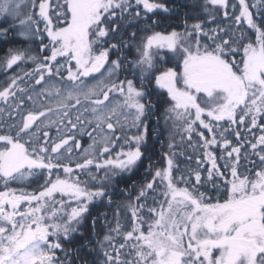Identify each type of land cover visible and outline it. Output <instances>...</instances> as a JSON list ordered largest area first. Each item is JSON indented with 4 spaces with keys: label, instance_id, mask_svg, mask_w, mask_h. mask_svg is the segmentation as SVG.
I'll list each match as a JSON object with an SVG mask.
<instances>
[{
    "label": "snow or ice",
    "instance_id": "snow-or-ice-1",
    "mask_svg": "<svg viewBox=\"0 0 264 264\" xmlns=\"http://www.w3.org/2000/svg\"><path fill=\"white\" fill-rule=\"evenodd\" d=\"M186 8L0 0V36L16 28L47 50L0 58L5 69L35 65L0 87V264H264V0H192L183 31L154 30ZM140 25L151 34L131 61L137 85L120 75ZM25 77L40 88L21 86ZM153 79L162 112L146 90ZM165 132L166 167L147 165L113 222L91 218L89 205L112 206L116 178L138 171ZM180 157L196 167L182 170Z\"/></svg>",
    "mask_w": 264,
    "mask_h": 264
},
{
    "label": "trees",
    "instance_id": "trees-1",
    "mask_svg": "<svg viewBox=\"0 0 264 264\" xmlns=\"http://www.w3.org/2000/svg\"><path fill=\"white\" fill-rule=\"evenodd\" d=\"M173 2H185V0H169V3ZM186 2L189 4V8L182 9L180 10L176 15H173L171 19L165 20L163 23L159 24L154 28L155 31L163 32L165 34L176 30V31H183L184 30V13L189 12L190 14H195L192 12L191 9V4L192 0H186ZM167 15V14H165ZM195 22L193 20H189V23ZM17 27H18V22H17ZM132 31H135L137 33V38L132 42L131 46L124 51V55L127 56L128 61L125 63L124 68L122 69V74L120 75V79H131L134 81V83H137L139 85V79H138V73L139 69L134 68L131 61L135 60L138 58L139 54L136 52V44L140 42V38L144 37L145 35L151 34L150 31L146 29L144 25H140L138 28L135 26H130ZM2 31V30H0ZM41 42L39 40L35 41H29L26 40L20 33L19 31L16 30V28H13L12 30L8 31L6 36H0V58H3L9 49H27L31 51L33 54H39V55H44L47 53V50H45L44 53H41L39 51V44ZM111 55V54H110ZM115 58V57H112ZM59 60H63L64 58H58ZM74 63V62H73ZM165 67H176L175 64H165ZM35 65L31 62L28 61L27 63L21 62L20 65H14L12 69H5L3 67H0V87H3L4 84L11 79L13 75H18L22 74L23 71L27 70L31 72ZM107 67V66H106ZM99 75V74H96ZM89 80L92 79L88 78ZM21 86L27 87L29 91L33 87L39 89V85H34L33 81L30 80L28 77H25L24 80L20 81ZM145 86L146 90L153 91L154 95L151 96V99L153 101L158 102V107L161 110V112L164 110L166 107L164 101L167 99L166 92L162 89H159L155 85V81L153 79L152 83L149 85L147 84V81H145ZM19 95V94H18ZM73 111H75L73 109ZM155 119V118H154ZM161 127H163V121L161 120ZM253 133H255L256 136L260 135V130L259 129H253ZM182 133L177 132L176 134V141L179 142L180 140V135ZM207 135V132H205ZM247 135V134H246ZM194 140L196 139L195 134H193ZM231 138V137H230ZM251 138V137H250ZM157 138L154 137L153 140L149 141V149L147 152V156L149 159L145 160L144 165L138 170L132 173L130 176L126 177H117L116 180L114 181V191H113V205L109 206L107 202H105L101 206H96V205H89L90 208V216L91 218H95L98 216H101L102 213H107L108 214V221L111 223L112 221V212H113V207L115 204L119 203L120 201L124 200L129 194L135 191V188H133V184L139 185L141 182H143L146 178H150V174H147L145 172V168L147 167L148 164L152 165L153 172L156 169H164L166 167V158H165V153L168 151L167 149V144H168V134L165 132V135L163 137H160L159 140L163 141V143L156 142ZM235 143V140H233ZM90 143V141H89ZM88 143V144H89ZM88 144L84 146V149L88 147ZM82 150V149H81ZM115 151V150H114ZM243 151V149H242ZM251 150L249 149V152ZM188 154L191 155H196L195 153H192V150L189 148L187 150ZM76 156V151L74 150L73 152V157ZM252 160L256 161V164L259 165V160L257 157L252 156ZM180 160L182 163L180 164V168L186 169L187 167L195 168V162L194 160H185L184 157H180ZM218 163H223V161L218 160ZM243 163V161H242ZM248 167H252L251 163H249ZM63 175V173H61ZM103 174V169H101L97 175H102ZM176 175V172L174 170V176ZM203 175V173H202ZM194 180V177L192 178ZM32 188H35V185L32 186ZM32 188L28 189L29 191L32 190ZM163 188V185H161V189ZM124 189H128V192H125ZM203 190V189H202ZM214 191V190H213ZM162 199V197H161ZM121 223L123 225H127L129 221L127 218L122 219ZM92 227L91 225V219L85 222V225L82 226V230L85 231V234H87V231L90 230ZM98 227L100 232H107L108 228L107 225L105 224L104 220L101 219L98 222ZM119 239V238H117Z\"/></svg>",
    "mask_w": 264,
    "mask_h": 264
},
{
    "label": "flooded vegetation",
    "instance_id": "flooded-vegetation-1",
    "mask_svg": "<svg viewBox=\"0 0 264 264\" xmlns=\"http://www.w3.org/2000/svg\"><path fill=\"white\" fill-rule=\"evenodd\" d=\"M70 135V133H69ZM89 138L87 136H83L80 138V143H81V149H84V146L89 143ZM23 207V206H22Z\"/></svg>",
    "mask_w": 264,
    "mask_h": 264
},
{
    "label": "rangeland",
    "instance_id": "rangeland-1",
    "mask_svg": "<svg viewBox=\"0 0 264 264\" xmlns=\"http://www.w3.org/2000/svg\"><path fill=\"white\" fill-rule=\"evenodd\" d=\"M89 78H91V77H89ZM75 110V109H74ZM107 155V154H106Z\"/></svg>",
    "mask_w": 264,
    "mask_h": 264
}]
</instances>
